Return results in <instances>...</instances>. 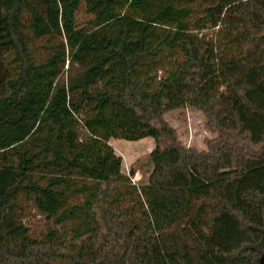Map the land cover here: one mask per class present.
<instances>
[{
  "label": "trees",
  "instance_id": "obj_1",
  "mask_svg": "<svg viewBox=\"0 0 264 264\" xmlns=\"http://www.w3.org/2000/svg\"><path fill=\"white\" fill-rule=\"evenodd\" d=\"M179 3L0 0V54L13 55L0 70V264H261L264 0H207L193 23ZM70 63L85 73L60 81ZM183 107L204 114L207 148L166 120ZM148 137L152 170L134 184L110 140ZM22 198L70 226L31 236Z\"/></svg>",
  "mask_w": 264,
  "mask_h": 264
},
{
  "label": "rangeland",
  "instance_id": "obj_2",
  "mask_svg": "<svg viewBox=\"0 0 264 264\" xmlns=\"http://www.w3.org/2000/svg\"><path fill=\"white\" fill-rule=\"evenodd\" d=\"M206 3L207 0H180L178 8L181 15L178 16L181 18L183 17L184 21L188 23H193L197 20V17L200 15L202 8ZM93 19L94 14L88 12L86 4L83 3L76 14V23L80 27L89 28L92 26ZM132 30L133 34L140 39L144 36L146 38L148 35L144 32L143 25L136 24L132 26ZM160 32L162 34L160 35L161 37H164L167 33V31H164L163 28H159L156 33L159 34ZM41 43L44 44L45 41H41L39 45H42ZM32 48L37 53L45 55V49H43V47L38 48L36 45H32ZM171 54L172 51L168 47H165L164 59L160 58L161 64L158 68L168 66V63L171 60ZM177 54L178 53L174 54L173 57L176 58ZM12 56L13 55L10 50L4 51L0 54V70L3 72L7 71L8 67L11 66ZM84 73L85 70H83L79 65H73L70 63L66 65V71L60 78V81L65 80L66 77L76 79L77 77H82ZM162 73L161 71L159 72L160 75H162ZM164 116L166 120L177 130L178 136L184 145L187 147L195 146L200 149L207 148L205 140L212 138L213 135L206 127V119L202 112L183 107L171 110ZM70 125L69 121H67L66 126L69 127ZM68 141H70L73 145L77 143L75 135L73 134L69 136ZM110 141V143H113L112 145H115L119 149L122 148L121 150H123L120 151L113 146L116 152L123 157V172L128 174L130 178H136L138 183L146 182L152 170L150 153L154 149V140L148 137L134 141L112 138ZM132 170H135L134 174L132 173ZM21 202L24 206L22 221L29 228L31 236L35 238H43L50 228H59L62 230L70 226V224H66L64 226L56 225L53 220H50L41 214L30 200L22 198ZM257 249L259 254L264 252V241L257 245Z\"/></svg>",
  "mask_w": 264,
  "mask_h": 264
},
{
  "label": "water",
  "instance_id": "obj_3",
  "mask_svg": "<svg viewBox=\"0 0 264 264\" xmlns=\"http://www.w3.org/2000/svg\"><path fill=\"white\" fill-rule=\"evenodd\" d=\"M262 233L264 235V229L262 230ZM259 261L261 264H264V252L262 254H259Z\"/></svg>",
  "mask_w": 264,
  "mask_h": 264
},
{
  "label": "built area",
  "instance_id": "obj_4",
  "mask_svg": "<svg viewBox=\"0 0 264 264\" xmlns=\"http://www.w3.org/2000/svg\"><path fill=\"white\" fill-rule=\"evenodd\" d=\"M131 180H132V183H134V184H138V182H137V179H136V178H131Z\"/></svg>",
  "mask_w": 264,
  "mask_h": 264
},
{
  "label": "crops",
  "instance_id": "obj_5",
  "mask_svg": "<svg viewBox=\"0 0 264 264\" xmlns=\"http://www.w3.org/2000/svg\"><path fill=\"white\" fill-rule=\"evenodd\" d=\"M116 139H119V138H116ZM125 140V139H124ZM111 142V141H110ZM113 143H111V145H112ZM114 147H116L115 145H113ZM117 148V147H116ZM118 150H120V151H123V150H121V149H119V148H117Z\"/></svg>",
  "mask_w": 264,
  "mask_h": 264
}]
</instances>
